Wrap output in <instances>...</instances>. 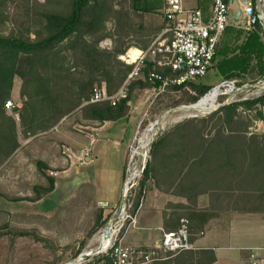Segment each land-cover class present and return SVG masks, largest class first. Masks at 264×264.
Returning <instances> with one entry per match:
<instances>
[{"label":"trees","instance_id":"16d2710c","mask_svg":"<svg viewBox=\"0 0 264 264\" xmlns=\"http://www.w3.org/2000/svg\"><path fill=\"white\" fill-rule=\"evenodd\" d=\"M136 2L133 0V8ZM24 4L27 17L36 29L27 35L5 36L0 32V168L20 147L17 123L6 114L4 108L10 98L15 77L21 80L19 97L23 102L16 112L21 135L25 139L48 132L76 111H81L84 120L100 124L126 119L129 114L128 104L135 89L160 88L159 82L150 83L146 80L152 71V64L147 62L143 70L144 78L130 83L125 100L116 106L108 102L83 105L95 87L104 85L109 94L117 91L132 68L118 60L129 47L122 41H114L111 50L99 48V43L109 37L105 23L114 18L113 36L119 40L131 35H137L138 39L145 38L147 28L134 30L128 12L114 10L113 0H25ZM152 7V4L144 7L143 12L151 13ZM228 30L216 50L215 59H219L215 66L217 73L225 78L244 73L248 65L246 59L255 57L259 62L258 75H262L261 26L256 25L253 32L244 37L233 50L239 51L238 56L233 58H229L232 53L221 46ZM158 31L160 28L155 33ZM140 44L142 49H146L150 41L143 40ZM156 72L169 79L182 75V71L172 72L167 68L157 69ZM195 83L172 89L184 91L188 88L195 92L196 96L191 98V104H194L211 88ZM263 106L264 96L224 105L204 118L184 120L155 140L151 155H154L157 146L161 148L168 145L183 156V168L187 165L200 166L206 170L212 182H226L223 191L214 190L211 196L215 195L219 201L246 202L254 195L264 205V134H248V126L243 123V128L239 127L235 131L231 129L240 124L242 115L247 112H254V120H261L259 107ZM38 165L48 170L43 163L39 162ZM148 176L149 164L143 170L142 185ZM252 177L255 178L254 187L243 189L242 185H238L245 184ZM213 186L220 187L215 184ZM105 224L106 220L99 218L93 231ZM215 262L212 250H191L159 264Z\"/></svg>","mask_w":264,"mask_h":264},{"label":"rangeland","instance_id":"374dc122","mask_svg":"<svg viewBox=\"0 0 264 264\" xmlns=\"http://www.w3.org/2000/svg\"><path fill=\"white\" fill-rule=\"evenodd\" d=\"M201 1L207 4L210 0ZM24 3L25 0H2L0 4V19L2 20L0 32L3 35H27L36 29L32 25L30 18L27 17ZM132 4L133 0H113L114 10L128 12L133 29L140 31V28L146 27L147 32L145 34L147 36L138 39L137 35H131L119 40L115 35L113 36L116 21L111 18L105 23L106 33L109 37L99 43L100 49L111 50L114 41H122L121 43L125 46H129L127 47L128 50L131 46L141 47L142 44L140 43L143 40L151 41L154 39L156 36L154 31L163 24L159 10L160 1L137 0L134 8ZM150 4L153 6V11L151 13L143 12L144 7H148ZM228 29L221 46L225 51L229 50L232 53L229 58H233L239 54V51L234 52L233 50L253 30L245 31L239 27ZM259 36L263 45V59L262 61L260 60V65L263 69L262 75H258L260 70L258 59L250 57L246 59L248 65L244 73L234 76L232 74V77L229 78L222 77L215 68L216 62L219 60L216 58L214 66L206 77L195 81V84H202L211 88L223 81H236L234 92L229 94V97H219L209 111L184 113L176 110L177 107L195 105V103L191 104V98L196 96V94L190 89L175 91L169 88L161 94L152 89H135L128 104V116L133 111L139 116L138 121L142 122L138 138L143 140L146 137L151 140L156 134L159 137L179 122L193 118H204L217 111L222 107V103L228 100H241L247 97L246 90L241 89V86L252 84L264 76V33L262 30L259 32ZM119 57L118 60L123 63ZM20 88L21 80L15 77L9 98L13 102L14 107L11 110L5 109L6 114L15 119L17 123L20 147L0 168V264H78L79 256L82 253H89V251L92 254L85 260V263H95L102 259L100 254L93 253L97 252V248H100L98 241L100 231L106 228L107 223L112 219L115 209L120 203L122 184L118 185V187L120 186L119 189L116 187L113 195V201L115 204L118 203L116 207L101 208L102 205L99 199L102 196L100 197V193L97 192V188L94 185L96 180L92 174L97 168L98 161L95 164L82 165V160L80 159L82 156H73L75 154L68 152L66 154H68L70 159L67 156L65 157L66 154L63 153V150L65 151V148H69L68 141H70L71 137L75 135L84 136L90 133V129L87 127L92 125L91 121L84 120L81 111H76L64 118L48 132L25 139L21 135L19 119L16 118V115H18L16 109L21 108L23 102L19 97ZM221 92H226V88H222ZM259 108L262 113L261 120H254L255 113L247 112L242 115L240 124L232 126L231 129L235 131L239 127L243 128V123L248 126L246 129L248 134L263 135L264 106ZM157 121H160L159 125L152 128L153 123ZM131 132L132 130L129 129L126 139L130 140ZM99 139L105 142V146H110V150H113L111 146H113L114 141H118L115 136H100ZM145 143L143 140L141 144H137L135 149H133L136 157L131 164V168L134 166L136 172L144 169L151 160L152 144L148 145L147 148H142ZM47 145H49L51 156L48 153L45 154ZM124 145L126 143H123ZM159 149L160 147L157 146L154 154ZM130 154L128 147L124 172ZM45 161L51 165L50 171L52 173L39 167L38 163H45ZM86 161L88 162L89 160L86 159ZM142 181L143 172L138 181V186L130 197V202L132 203L130 213L132 215H136L140 208V202L149 188L147 180L144 181L143 185ZM50 186L51 189L53 186L55 187L52 192H48L50 191ZM142 214L143 212L139 213L138 220ZM99 218L106 220V224L93 231L94 225ZM151 221L153 220L151 219L149 222ZM140 225L142 224L140 223ZM150 227L153 228L155 226ZM134 232L133 229L130 230V234ZM82 263L84 264V262Z\"/></svg>","mask_w":264,"mask_h":264},{"label":"crops","instance_id":"0c3cea01","mask_svg":"<svg viewBox=\"0 0 264 264\" xmlns=\"http://www.w3.org/2000/svg\"><path fill=\"white\" fill-rule=\"evenodd\" d=\"M211 4L212 0L207 4L201 0H185L186 6L196 7L204 12L209 10ZM161 8L162 0L160 13ZM163 26L164 24L157 33L155 32L159 28L154 31V38L161 33ZM130 48L142 49L139 46ZM130 113L126 119L116 122H91L92 125L87 127L90 133L71 137L68 147L72 151L69 148L63 150L65 154L71 152L75 154L73 156L80 157L88 150L90 158L85 165L98 161L92 174L96 180L94 185L97 192L102 196L99 199L101 208H115L118 204L113 201V195L116 187L123 184L128 147L139 122V116L133 111ZM129 129L132 130L130 140L126 139ZM100 136L118 138L111 146L113 150H110V146H105V142L99 139ZM123 143L126 145L123 146ZM49 149L47 145L45 154L51 156ZM180 154L166 145L150 156L147 178L149 188L140 202L134 227H130L124 235V242L130 246L152 247L160 239L162 231L173 232L178 228L179 221L186 219L189 222L193 250H212L216 257L215 264H248L251 253L256 254L258 264H264V205L254 195L246 202L219 201L210 193L214 190L223 191L226 182H212L206 170L200 166L187 165L183 168L184 158ZM66 156L69 158L68 154ZM43 164L52 173L49 162L45 161ZM213 184L220 187H214ZM238 185H242L243 189L254 187L255 178ZM54 188L53 186L48 192H52ZM141 212L143 214L138 220ZM151 219L153 221L149 222ZM131 229L135 232L130 234Z\"/></svg>","mask_w":264,"mask_h":264},{"label":"built area","instance_id":"2783aa9c","mask_svg":"<svg viewBox=\"0 0 264 264\" xmlns=\"http://www.w3.org/2000/svg\"><path fill=\"white\" fill-rule=\"evenodd\" d=\"M161 18L163 29L146 49L129 48L119 57L123 63L132 67L120 88L109 94L104 85L95 87L89 100L83 105L108 102L111 106H116L125 100L128 97L130 83L144 78L143 70L147 62L152 64V71L146 80L150 83H160L159 89H153L158 94L166 92L169 88L185 86L187 83L203 79L213 67L217 47L228 28L239 27L250 31L256 25H260L264 33V0H212L207 12L186 6L185 0H162ZM160 68H167L172 72L182 71V75L172 79L163 78L156 72ZM235 83L236 81L232 80L215 85L198 102L212 93H216L213 104L221 96L229 97L236 89ZM222 88H226V92H221ZM241 89L246 90L247 97L241 100H228L222 103V106L263 97L264 76L252 84H244ZM13 107L12 101H6L4 105L6 110ZM16 118L18 119V115ZM141 123L137 124L129 146L131 154L124 172L121 200L109 221L108 238L102 247L100 239L103 238L104 230L100 231L98 238L100 248L93 252L100 254L102 259L92 264H159L193 250L189 222L186 219L179 221L175 231H162L160 239L152 247L130 246L124 242L125 233L136 223V215L130 213L132 209L130 197L138 186L144 170L136 172L134 166L131 168L136 157L133 149L144 140L138 138ZM152 141L153 139L149 140L148 145ZM89 158L90 153L86 150L80 158L81 164L85 165L86 159ZM82 262L86 264L85 260H78V264H83ZM248 264H258L256 254L249 255Z\"/></svg>","mask_w":264,"mask_h":264},{"label":"bare ground","instance_id":"6f19581e","mask_svg":"<svg viewBox=\"0 0 264 264\" xmlns=\"http://www.w3.org/2000/svg\"><path fill=\"white\" fill-rule=\"evenodd\" d=\"M215 96H216V93H212L211 95H209L208 97H206L205 99L201 100L200 102H198L195 105H189V106L183 107V110L182 111L184 113L204 112V111L206 112V111H209V110L212 109ZM187 115H189V114H187ZM157 125H159V124L158 123H153L152 128L153 127H156ZM150 130H151V128H150ZM149 140L150 139H148L146 137L144 138V142H146V143H145V145H142V148H147L148 143H149ZM100 243H101L102 247H104V245H105V239L101 238L100 239ZM97 250H99V249L97 248ZM89 253H90V251H89Z\"/></svg>","mask_w":264,"mask_h":264},{"label":"water","instance_id":"95a60500","mask_svg":"<svg viewBox=\"0 0 264 264\" xmlns=\"http://www.w3.org/2000/svg\"><path fill=\"white\" fill-rule=\"evenodd\" d=\"M238 15H239V12L236 13V15H235V20H237ZM176 110H178V111H182V110H183V107H177ZM159 122H160V121H157L156 123L159 124ZM157 137H158V134H156V135L154 136L153 141L151 142V144L154 143V141L157 139ZM109 224H110V223L108 222L107 225H106V228H105L104 231H103V238H104V239H107V238H108V227H109ZM91 254H92V252H90V253H82V254L79 256L78 260H86Z\"/></svg>","mask_w":264,"mask_h":264}]
</instances>
